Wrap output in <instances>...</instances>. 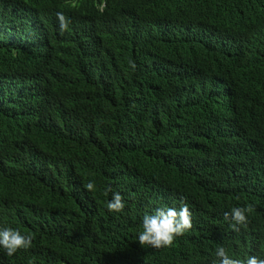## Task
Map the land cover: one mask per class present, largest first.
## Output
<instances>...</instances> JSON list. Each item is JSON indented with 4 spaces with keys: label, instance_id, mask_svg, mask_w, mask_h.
Segmentation results:
<instances>
[{
    "label": "trees",
    "instance_id": "trees-1",
    "mask_svg": "<svg viewBox=\"0 0 264 264\" xmlns=\"http://www.w3.org/2000/svg\"><path fill=\"white\" fill-rule=\"evenodd\" d=\"M181 200L192 228L140 246L143 216ZM246 205L232 232L223 214ZM5 228L32 243L0 248V264H213L221 245L264 257V0H1Z\"/></svg>",
    "mask_w": 264,
    "mask_h": 264
},
{
    "label": "clouds",
    "instance_id": "clouds-1",
    "mask_svg": "<svg viewBox=\"0 0 264 264\" xmlns=\"http://www.w3.org/2000/svg\"><path fill=\"white\" fill-rule=\"evenodd\" d=\"M1 1V0H0ZM14 3V2H13ZM6 2L3 3L1 12L10 13L9 16L2 15L5 19H15L19 16L18 9H12ZM9 5V4H8ZM104 4L100 5V8ZM6 6V7H5ZM58 21L60 30L66 31L68 28L69 20L62 14L58 13ZM12 19V20H13ZM11 21V20H10ZM4 51H12L10 48ZM18 56V54L14 53ZM13 55H8L5 58V63L9 69L14 70ZM131 63V62H130ZM135 68V64L131 65ZM88 192H94L96 185L94 181H89L85 185ZM111 194V199L107 202V210L110 213L119 214L125 208L124 198L119 192H113L110 186H106L104 195ZM179 210L172 207H160L154 210L151 214H145L142 218L141 227L142 231L138 234V243L140 246H148L153 249H161L171 247L178 237L183 236L192 228L191 212L189 206L183 200L180 202ZM251 205L244 207H233L230 211L225 212L224 219L229 221V228L232 232H240L241 229L247 228L249 219L248 213L252 212ZM32 236L22 235L18 230L5 228L0 230V248H2L8 256L15 255L20 250H27L31 247ZM217 258L213 264H264V257L248 256L243 258H232L229 256L224 246H218L215 250Z\"/></svg>",
    "mask_w": 264,
    "mask_h": 264
}]
</instances>
